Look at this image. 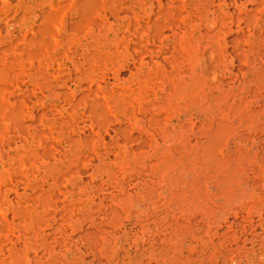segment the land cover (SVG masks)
Returning <instances> with one entry per match:
<instances>
[{
    "label": "rangeland",
    "instance_id": "rangeland-1",
    "mask_svg": "<svg viewBox=\"0 0 264 264\" xmlns=\"http://www.w3.org/2000/svg\"><path fill=\"white\" fill-rule=\"evenodd\" d=\"M0 264H264V0H0Z\"/></svg>",
    "mask_w": 264,
    "mask_h": 264
}]
</instances>
